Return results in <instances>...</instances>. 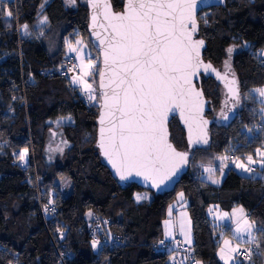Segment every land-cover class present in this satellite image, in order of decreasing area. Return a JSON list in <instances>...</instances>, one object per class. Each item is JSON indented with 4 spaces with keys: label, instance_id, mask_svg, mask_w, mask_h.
Returning <instances> with one entry per match:
<instances>
[{
    "label": "trees",
    "instance_id": "1",
    "mask_svg": "<svg viewBox=\"0 0 264 264\" xmlns=\"http://www.w3.org/2000/svg\"><path fill=\"white\" fill-rule=\"evenodd\" d=\"M19 1V18L15 19L6 15L5 3L0 0V130L6 139V144L0 145V264H169L172 251L161 250L157 243L163 239L162 223L179 188L184 191L192 219L191 250L199 261L222 264L216 254L218 226L208 213L209 205L219 204L229 212L237 204L255 222V252L261 251L254 262L239 258V264H263L264 165L257 166L254 173H242L231 165L217 186L204 182L199 172L192 170V162L198 152L220 155L231 150L229 135L216 143L213 129L229 131L244 112L243 92L264 86V58L256 57L264 47V0H226L225 6L199 13L198 36L207 42L204 58L219 68L226 62L230 65L238 78L241 100L227 113L233 118L226 120L221 115L227 101L223 86L202 77L210 106L208 116L216 120L210 129L211 143L192 152L190 168L173 191L151 192L150 200L140 202L134 194L145 190L136 184L120 186L101 160L96 147L99 108H88L71 80L48 73L67 59L66 37L79 31L89 40L86 1L79 0L69 8L64 0H49L42 9L39 0ZM112 2L116 10L124 4V0ZM204 11H209L206 22L200 18ZM40 14L46 17L42 30L36 25ZM16 23L27 25L29 32L20 33ZM59 26L64 29L51 50L44 39L51 28ZM244 44L248 46L244 48ZM229 48L233 49L230 54ZM96 80L98 86V75ZM261 119L263 116L257 114L243 122L250 125ZM51 123L62 127L69 143L62 164L47 160ZM170 131L176 147L186 149L185 131L177 118L170 122ZM258 131L248 137L243 130L235 137L239 142L233 152H243L245 157L264 148V134ZM24 148L32 149L27 161L15 156ZM58 175L71 180L67 196L56 188ZM45 205H52L54 212L46 211ZM90 212L112 222L114 231L121 235L120 244L92 247Z\"/></svg>",
    "mask_w": 264,
    "mask_h": 264
},
{
    "label": "snow or ice",
    "instance_id": "2",
    "mask_svg": "<svg viewBox=\"0 0 264 264\" xmlns=\"http://www.w3.org/2000/svg\"><path fill=\"white\" fill-rule=\"evenodd\" d=\"M92 6L94 10L102 9L106 22L100 27L107 35L101 38L100 33H94L102 47L103 69L98 68L96 61L89 60L86 66L81 63L79 67L82 74L73 77L72 82L83 86L82 90L88 94L89 101L96 100V89L85 77L92 75L93 71L98 72L103 101L100 105L98 146L103 156L108 158L121 180L134 173L136 176H143L145 180H151L154 186L159 187L176 175L178 169L187 163L188 157L186 152H178L168 141V114L179 109L188 125L189 142L207 144L205 126L208 121L203 120L201 115L203 93L193 87L192 77L203 68L205 73L215 72L218 79H225L211 64L203 62L201 48L204 41L194 39L198 0H125L124 11L119 13L112 11L109 0H92ZM7 16L11 17L12 12L8 11ZM92 21L95 28L96 14H93ZM23 28L27 31V25ZM77 44H82V41H77ZM69 51L79 50L69 44ZM227 51L230 54L233 49L229 48ZM80 58L83 61V57ZM236 85L235 79L226 83L228 92L239 104L240 94ZM253 91L261 98V103H264V88ZM261 111L264 112V108ZM221 115L228 118L223 110ZM27 154V148L21 150L19 160L24 161ZM257 154L264 157V153L259 150ZM220 159L226 160L228 157ZM247 161L248 163L235 161V167L252 173L251 165L255 161L251 155L247 156ZM260 163L264 165V159ZM205 171L211 174L213 169L207 168ZM221 173L223 174V169ZM180 197L183 198V193ZM136 199L139 201L142 197L137 195ZM51 203L50 200L49 204ZM45 210H48V205H45ZM185 216L186 213H183L180 230L187 243L191 244L189 234L184 231ZM225 217H228V213L219 218ZM232 217H238L234 221L235 232L238 235L246 233L247 242L254 243L256 237L253 232L257 230L255 222L245 218L242 208L234 209ZM164 223L166 236H172L171 222L166 220ZM98 244L99 241L93 240L92 247L96 248ZM224 245L220 249V258L225 264L236 261L237 257L232 253L250 259V249L241 252L238 247L230 248L227 240ZM193 264L201 262L194 261Z\"/></svg>",
    "mask_w": 264,
    "mask_h": 264
},
{
    "label": "rangeland",
    "instance_id": "3",
    "mask_svg": "<svg viewBox=\"0 0 264 264\" xmlns=\"http://www.w3.org/2000/svg\"><path fill=\"white\" fill-rule=\"evenodd\" d=\"M5 3V11H11L12 12V16H14L15 19L19 18V4L20 1L19 0H2ZM40 1V8L42 9L43 6L48 3L49 0H39ZM66 2V4L68 5L69 8L74 7L75 3L79 0H64ZM10 3V4H9ZM7 9V10H6ZM11 9V10H10ZM42 11V10H40ZM6 12V15H7ZM209 14V11H204L200 14V18L205 22H206V17ZM11 16V17H12ZM45 17H43V14H40L37 18V23L36 25H38L39 29L42 30L43 27L46 24V21L44 19ZM43 21V22H41ZM17 25V30L23 34L29 32V28L27 26V31H25V29L23 28L24 25H19L18 23H16ZM64 27L63 26H59V27H55V28H51V30L49 31L48 36L44 39V43L46 44V46L53 50L57 44H58V40L62 34ZM41 32V31H40ZM80 35V36H79ZM84 33L81 32H77L76 34L74 33V35H71L72 37L70 38L69 36L66 37L65 39V51H66V55L68 57H75L80 64L83 63L85 66L87 65V63L89 62V60L92 61H96L98 68L100 69V58H99V54L95 51V49L91 46V44L89 43L88 40V36H84ZM77 41H82V44H77ZM69 44L73 47L78 49V52H73V51H69ZM248 45L244 44V48H246ZM83 57V61L81 60L80 57ZM256 57H262L264 58V47L262 49H260L259 51H257ZM85 71H87V68L85 67ZM81 71H80V75H81ZM97 75L98 72L97 71H93L92 75L85 77V79L87 80L88 83L92 84L93 88L96 89V92L94 93L97 97H99V91L96 85V79H97ZM73 83V82H72ZM75 85H80V84H76L73 83ZM83 87V86H82ZM257 88H264V86L262 87H257ZM257 88H253V89H257ZM253 89H249L247 92H243V100H244V112L240 115L238 121L236 123H234V125H232L229 129V131H224L223 129H219L217 127H215L213 129V137H214V141L217 143V141L221 140L220 138L224 135H229L231 144H230V151H226L225 153L222 154H215L213 151H208V152H198L197 153V157L196 159H194V161L192 162V170L194 172H199L200 177L203 179V181H207L213 185H220L225 177V174L228 170V168L231 165L235 166V161H241L244 163H248L247 161V156H243L244 153H234L233 150H235V148L238 146V140H235V137H237L239 134L242 133L243 130H245L248 133V137L253 136V133L256 132L257 127L260 126V124L264 121V112L261 111L262 108H264V103H261V98L258 96V94L256 92L253 91ZM99 99V98H98ZM228 108H225V112H227ZM230 112V111H228ZM12 114V111H11ZM261 115L263 116V119H261V121H259L256 124H250L248 122H243V120H245L246 118L250 119H254V117L256 118V115ZM66 121H69V118L66 119ZM51 129L48 131L47 133V160L49 162H53V163H58L56 162L57 160H59V164H62L65 162V159L67 157L68 154V149H69V143L67 142V140L65 139L64 135H63V131H62V127H59L57 124L55 125L54 123H51ZM261 133L264 134V125L261 126L260 128ZM258 131V130H257ZM258 131V132H260ZM234 134V136H233ZM5 134L3 133L2 130H0V145H5L6 144V139L4 138ZM222 137V138H223ZM5 139V140H3ZM257 150H259L260 152L264 153V148L260 147ZM257 150H256V156L255 155H251L253 157V160L255 161V163H253L251 166H255V167H259V166H263L261 165L260 161L262 159H264V157L260 156L257 154ZM32 151V149H28V154L29 152ZM19 153H15V156L18 157ZM26 156V161L28 160V155ZM221 157H228V159L226 160H221ZM207 168H211L213 169L212 173L210 174L209 172L205 171V169ZM221 169H223V174L221 173ZM240 170L242 173H245V171ZM211 175V179H209V176ZM212 180H217L219 181L218 183H213ZM204 181V182H205ZM56 185L58 188V191H60L61 194L63 195H69L71 190H72V184H71V180L67 175H58L57 179H56ZM146 191V190H145ZM147 193H143L146 194L147 197L152 198V193L149 191H146ZM183 193V198L180 197V194ZM55 194V191H52V195ZM137 196V195H136ZM135 196V198H136ZM175 202L169 207L168 209V214L166 215V217L163 220L162 223V230H163V238L165 240H171L175 233L177 232L181 241H182V245L184 247L189 248V251L191 249H193V242H194V237H193V232H192V219H191V214L188 210L187 207H185V195H184V191L182 189H177L176 193H175ZM171 208V211H170ZM242 208L245 214V218H247L250 222L251 219L248 217L247 212L245 210V208L242 205H235L229 212L224 210L219 204H215L212 203L209 205L208 207V213L210 215V217L214 220V222L217 224L218 229H217V233L219 235V244H218V248L216 251L217 254V258L218 260L222 263L225 264V261L222 260L220 258V249L224 248V241L227 240L229 241V247L230 248H236V247H241V244L243 242L247 241V234L243 233L238 235L235 232V228H236V223L234 222L235 219H237L238 217H232V213L234 209H240ZM186 213V216L183 218L184 219V231L186 233L189 234L192 243L188 244L185 235L181 232L180 230V221L182 218V214ZM224 213H228V217H225L224 219H220L219 217L223 216ZM93 212H90V214L88 215V218H90L92 216ZM229 217H232L231 219ZM170 221V230L172 232V236H166L165 232H166V226H165V221ZM253 235L257 238L256 236V230H254ZM261 251L258 252H254L251 254V257L249 259L250 262H254L255 258H259L261 256ZM229 253L226 250V255H228ZM232 255H235L237 257L236 261H228V264H239L241 262V260L238 258L236 253H232ZM246 259V258H245ZM247 260V259H246ZM201 264H205L204 261H200Z\"/></svg>",
    "mask_w": 264,
    "mask_h": 264
},
{
    "label": "water",
    "instance_id": "4",
    "mask_svg": "<svg viewBox=\"0 0 264 264\" xmlns=\"http://www.w3.org/2000/svg\"><path fill=\"white\" fill-rule=\"evenodd\" d=\"M85 1H86V4H87L88 13H89V22H88L89 41H90L91 45L94 47V49L97 51V53L99 54L100 69H103L102 47L100 45V40L97 39V36L94 33H100L101 38H103L105 35H107L105 33L104 29L102 27H100V25L105 24L106 22L103 19V11H102V9L101 10H94L93 6H92V0H85ZM109 3L111 4V9H112L113 12L119 13V12L124 11L125 0H124L123 7L121 9H118V10L115 9L112 0H109ZM225 5H226V0H198V7H197V10H196L197 31L194 34V39L203 40L204 41V46L201 48V58H202L203 62L206 63V64H211L212 68L215 69L216 72H219L220 76L225 77V79H218L215 72L205 73L203 68H201V70L199 71V73L197 75L192 77L193 87L196 90L201 91L203 93L202 100L204 101V103H203V111H202L201 115H202L203 120L208 121L207 125L205 126V130L207 132V140H208L207 144H192V143L189 142L188 125L185 123L184 119L182 118L179 109H175L173 112H170L168 114V117H167V120H166V130H167L168 141H169V143L172 144V146L178 152H186L188 154L187 163L183 164L178 169L176 175H174L170 180H166L163 184H161V185H159V187H157V186L153 185V182L151 180H145V178L143 176H136L134 173L131 176L127 177L126 179H123V180L120 179V175L117 173L116 169L113 168V166L109 162L108 158L103 156L102 151H101V149L98 146L99 140H100V127H101V125L99 123L101 107L99 106L98 114H97V118H96V125H97V129H96V147L98 149V152H99V155L101 157V160L103 161L105 166H107V168L111 172L112 176L118 180V183L120 184V186L124 187L127 184H136L139 187L143 188L144 190L149 191V192H153L156 195L165 194V193L171 192V191H173L176 188L178 183L182 180L183 176L188 172V170L190 168L192 152L197 150V149L206 148V147H208L210 145V143H211L210 129H211L212 124L214 122H216V120L214 118H211V117L208 116V111L210 109V106H209V100L205 96V93H204V90H203L202 84H201L203 76L206 77V78H212V79L216 80L219 84H221L223 86L224 90H225L226 97H228V98L229 97L231 98L232 96L228 92V87L226 86V83H227V81L235 79L237 81L236 87L238 88L239 94L241 96V90L239 88L238 78L230 70V65L226 66V64H225L222 68H219V67L215 66V64L212 61L206 60L204 58V51H205V49L207 47V42H206L205 39H203V38L198 36L199 29H200V22L198 20L199 13L201 11H203V10H206V9H209V8H212V7H219V6H225ZM93 14L97 15V22H96V27L95 28H93V21H92ZM99 84H100V76L98 74V86L97 87H98V91L100 93ZM102 102L103 101H102V98L100 96V105L102 104ZM174 118L178 119L181 127L185 131V139H186V143H187V148L186 149L177 148L176 145L174 144V142L171 139L170 122ZM229 118L232 119L233 116L228 117L226 120L230 121ZM195 138H196L195 133H193V139H195Z\"/></svg>",
    "mask_w": 264,
    "mask_h": 264
},
{
    "label": "built area",
    "instance_id": "5",
    "mask_svg": "<svg viewBox=\"0 0 264 264\" xmlns=\"http://www.w3.org/2000/svg\"><path fill=\"white\" fill-rule=\"evenodd\" d=\"M80 62L75 58V57H67V59L56 66H53L48 70L49 75H58L60 77H64L68 80L72 81L73 77L80 76ZM82 85H76L77 92L82 99V101L86 104L88 108L92 107H98L100 106V93L99 97H97L96 100L89 101L88 99V94L85 93L82 90ZM99 98V99H98ZM264 125V121L260 124L259 127H257V130H261V126ZM20 151L16 152L19 153ZM253 168V172L257 171V167L251 166ZM48 212L53 213L54 208L52 205H48ZM90 226H89V234H90V241L91 243L93 240L99 241V244L97 247L99 249L109 246L113 247L116 244H120L122 241L121 235L117 232L114 231L112 227V222L106 218L99 216L95 213L92 214L90 218ZM163 241V243H161ZM157 246L161 250H169L172 251V255L169 259V264H193L194 261H199L198 257L196 254L190 250L187 247H184L182 245V241L176 232L174 237L171 240H165L160 239L157 243ZM257 243H242L241 247H239L241 252H245L247 250H251L250 252V257L251 254L254 253L257 250ZM238 258L242 260H246L244 255H239L237 254ZM187 257V259H185ZM249 260V259H247Z\"/></svg>",
    "mask_w": 264,
    "mask_h": 264
},
{
    "label": "flooded vegetation",
    "instance_id": "6",
    "mask_svg": "<svg viewBox=\"0 0 264 264\" xmlns=\"http://www.w3.org/2000/svg\"><path fill=\"white\" fill-rule=\"evenodd\" d=\"M226 103H225V105H224V108H228L227 110L228 111H230V109H231V107L233 106V107H235V104H237L236 102H235V99L234 98H228V97H226ZM240 100H241V96H240V98H239V103H240ZM224 112H225V110H223ZM225 112L226 114L227 113H229V112Z\"/></svg>",
    "mask_w": 264,
    "mask_h": 264
},
{
    "label": "crops",
    "instance_id": "7",
    "mask_svg": "<svg viewBox=\"0 0 264 264\" xmlns=\"http://www.w3.org/2000/svg\"><path fill=\"white\" fill-rule=\"evenodd\" d=\"M143 193H147V192L146 191H139V192H136L134 194V198H135L136 195H139V196L142 197V199H140L139 201H137V199L135 198L137 202H140V201H143V200H150L151 199L150 197H147L146 194H143ZM185 207H186V204H185ZM247 215H248V213H247Z\"/></svg>",
    "mask_w": 264,
    "mask_h": 264
}]
</instances>
